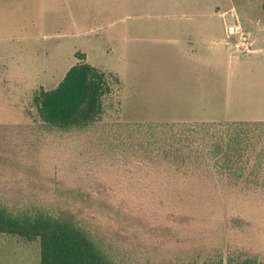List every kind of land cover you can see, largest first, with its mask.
<instances>
[{
  "label": "rangeland",
  "instance_id": "374dc122",
  "mask_svg": "<svg viewBox=\"0 0 264 264\" xmlns=\"http://www.w3.org/2000/svg\"><path fill=\"white\" fill-rule=\"evenodd\" d=\"M263 4L0 0V204L91 219L131 261L264 259V187L217 175L173 184L125 164L103 136L116 122L264 120ZM236 17L251 50L227 38ZM78 52L120 82L98 125L63 131L44 122L35 96L62 81ZM0 264H40L39 241L0 233Z\"/></svg>",
  "mask_w": 264,
  "mask_h": 264
},
{
  "label": "trees",
  "instance_id": "16d2710c",
  "mask_svg": "<svg viewBox=\"0 0 264 264\" xmlns=\"http://www.w3.org/2000/svg\"><path fill=\"white\" fill-rule=\"evenodd\" d=\"M76 55L80 61L62 81L35 96L44 122L63 131L98 125L120 82L87 62L86 54ZM110 130L103 135L107 146L119 150L125 164H137L173 184L217 175L264 187V120L116 122ZM0 233L27 243L39 241L40 264H148L131 261L118 237L68 210L0 204ZM161 264H264V259L239 251L204 259L171 257Z\"/></svg>",
  "mask_w": 264,
  "mask_h": 264
},
{
  "label": "built area",
  "instance_id": "2783aa9c",
  "mask_svg": "<svg viewBox=\"0 0 264 264\" xmlns=\"http://www.w3.org/2000/svg\"><path fill=\"white\" fill-rule=\"evenodd\" d=\"M237 22L228 30V37L235 35L236 41H230L237 49L243 48L245 50H251L252 43L250 42V36L243 30L240 20L236 17Z\"/></svg>",
  "mask_w": 264,
  "mask_h": 264
},
{
  "label": "crops",
  "instance_id": "0c3cea01",
  "mask_svg": "<svg viewBox=\"0 0 264 264\" xmlns=\"http://www.w3.org/2000/svg\"><path fill=\"white\" fill-rule=\"evenodd\" d=\"M223 14V13H222ZM228 30L230 31L231 29H228V23L225 24V32H226V35H227V38H228ZM208 33H209V30H208ZM201 40V39H200ZM204 42V41H203ZM191 45L193 46L192 49L195 51V50H198L200 47V41H198L195 45L193 43H191ZM191 55V53L189 54ZM194 58V56H193Z\"/></svg>",
  "mask_w": 264,
  "mask_h": 264
}]
</instances>
